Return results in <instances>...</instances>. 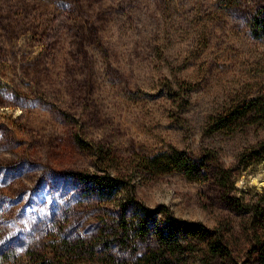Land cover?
<instances>
[{
  "label": "rangeland",
  "instance_id": "1",
  "mask_svg": "<svg viewBox=\"0 0 264 264\" xmlns=\"http://www.w3.org/2000/svg\"><path fill=\"white\" fill-rule=\"evenodd\" d=\"M257 15L264 0H0V264L98 231L128 264L180 233V264H255L264 129L211 124L264 97ZM171 149L209 178L140 168Z\"/></svg>",
  "mask_w": 264,
  "mask_h": 264
},
{
  "label": "trees",
  "instance_id": "2",
  "mask_svg": "<svg viewBox=\"0 0 264 264\" xmlns=\"http://www.w3.org/2000/svg\"><path fill=\"white\" fill-rule=\"evenodd\" d=\"M253 26L264 33V16L257 15ZM252 125L259 129H264V97L262 96H256L234 105L225 115L218 117L211 124L213 131L231 130L232 128H244ZM251 155L255 156L252 163H260L264 160V148L259 146L257 150H253ZM139 162L140 168L146 173L163 174L175 170L185 177L199 182H204L209 178L208 162L205 159L196 160L185 151L178 149L157 152L149 157H141ZM226 176L227 174L220 179L222 186H225L224 179ZM261 198H264V195ZM259 200L261 201V199ZM261 202H264V199ZM259 210L260 207H256L253 212L258 215ZM168 219L174 220L171 215H168ZM118 229L122 231V235L116 237V240H119L121 244L126 242L127 236L130 238L131 233L129 232L135 233V229L133 227L129 229L126 223H121ZM137 233L140 232L138 231ZM140 234L135 235L140 237ZM103 236L98 231L91 244L90 241L82 238L73 240L60 239L55 244L46 247L48 253L43 254L41 257H36L35 253H31L29 254V259L32 264H84L92 259L98 260L100 264H128L119 262L111 255H101L100 253L98 255L94 248L101 244L103 240L101 237ZM114 236H117V233ZM187 246L188 240L184 234L180 233L172 241H159L155 249L150 250L145 255H141L137 261L129 264H180L179 258L184 256ZM217 252L216 242L208 245V253L210 255L215 256ZM255 264H264V237L258 242Z\"/></svg>",
  "mask_w": 264,
  "mask_h": 264
}]
</instances>
